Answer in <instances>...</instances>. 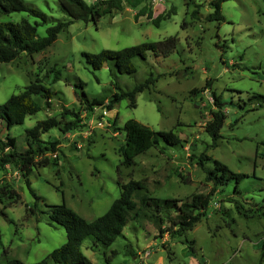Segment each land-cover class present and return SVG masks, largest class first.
Here are the masks:
<instances>
[{
    "label": "rangeland",
    "instance_id": "rangeland-1",
    "mask_svg": "<svg viewBox=\"0 0 264 264\" xmlns=\"http://www.w3.org/2000/svg\"><path fill=\"white\" fill-rule=\"evenodd\" d=\"M24 1L49 17L37 29L40 37L66 20L55 0ZM211 1L151 0L137 8L123 4L96 25L75 21L39 53L0 64V104L34 80L55 93L49 106L38 99L41 110L9 130L17 150L26 147L25 132L38 121L58 118L64 109L81 118L80 128L67 133L52 129L41 136L56 141L57 152L45 154L48 164L36 166L29 176L39 199L17 165L0 170V187L9 185L19 195L15 202L0 203V263L18 259L33 264L45 258L66 242L63 228L49 221L48 206L65 203L92 221L119 198V180L142 182L146 192L140 195L158 201L184 202L198 193H210L211 200L200 221L180 236L171 234L176 229L173 210L163 215L142 207L139 218L129 220L112 245L93 246L91 238L81 243L92 264H264V216L258 210L264 205V0H227L220 7L223 20L207 18L213 13ZM144 5L153 17L172 7L175 13L155 26L146 14L135 20ZM23 18L40 23L26 12L2 15L0 21ZM170 36L177 37L173 53L135 58L133 75L118 74L111 62L93 71L82 57L83 52L120 50ZM55 71L61 77L52 83ZM147 79L153 83L135 95L133 104L123 99L107 109L115 93ZM79 80L87 98L101 105L89 109L78 103L73 86ZM212 93L226 114L215 146L204 129L215 110ZM130 119L155 132L172 130L182 143L167 146L157 138L156 147L135 157L130 167L121 166L123 126ZM204 157L206 170L218 161L246 177L236 190L234 180L213 187L197 165Z\"/></svg>",
    "mask_w": 264,
    "mask_h": 264
},
{
    "label": "trees",
    "instance_id": "trees-1",
    "mask_svg": "<svg viewBox=\"0 0 264 264\" xmlns=\"http://www.w3.org/2000/svg\"><path fill=\"white\" fill-rule=\"evenodd\" d=\"M60 11L66 15V20H60L46 29L45 36L40 37L37 29L40 24L48 23L49 17L40 10L32 7L24 0H0V16L13 12H26L31 17L39 19L30 23L23 18L18 22L0 21V64L11 63L21 56H32L51 46L59 33L66 31L75 21L93 22L95 25L106 14H111L113 10L121 11L123 4L131 8H137L151 0H96L93 5H89L84 0H55ZM227 0H212L210 5L213 13L208 15V19L223 20L220 7ZM175 13L172 7L166 13H161L155 17L144 5L134 16L135 20L139 16L146 14L151 22L158 26L163 19H169ZM196 14L193 13V15ZM177 43L176 36H170L157 42H143L134 46L120 50H102L99 53H82L86 64L93 71L100 70L105 63L111 62L118 74L133 75L136 73V66L133 63L135 58L145 60L148 53L154 56L166 57L173 53ZM52 83L61 77L60 71L53 73ZM153 81L145 80L135 86L130 91L115 93L110 99L107 109L123 99H129L130 103L135 102V95L147 89ZM209 82H207V86ZM84 83L78 81L73 86L74 96L80 105H85L92 109L94 105H101L96 99L89 100L83 90ZM79 89L80 91H77ZM54 92L42 84L39 80L29 82L17 94L11 95L4 103L0 104V170L6 165H17L21 176L29 191L39 199L30 188L29 176L32 170L38 165L48 164L44 158L45 154H55L57 152L56 141H43L41 136L52 129L60 133H67L73 129L81 127L80 113L73 109H64L60 117H50L38 121L31 129L25 132L26 147L17 150L16 139L10 136L9 130L15 125H22L25 119L38 113L41 107L38 99L44 101L46 106L54 96ZM215 110L210 111V120L205 125V132L211 137L213 145L221 138L220 130L224 125L226 114L220 97L212 93ZM124 143L119 148L121 156V166L130 167L135 157L145 153L152 147H156L160 138L167 146H178L182 140L172 131L155 132L149 127L130 119L124 123ZM208 157L197 159V165L206 173V181L212 183L213 187L222 186L229 180L236 183L235 190L239 182L245 178L244 174L231 172L225 165L214 161L213 169H204V161ZM120 189L119 198L114 200L109 209L100 217L86 221L73 210L62 203L60 205L48 206L49 221L65 231L66 242L62 246L54 249L42 260L33 264H92V262L81 252V243L91 238L93 246L101 245L108 247L122 235V230L129 220H137L145 209L153 208L159 214L166 215L169 210L175 212L172 225L176 228L171 234L180 236L191 230L193 226L203 217L210 200V193H198L184 202L180 200L158 201L148 195H140L141 191L146 192L142 182L129 181L125 184L117 180ZM213 192V191H212ZM138 197H137V196ZM137 199V200H136ZM19 200V195L9 185L0 187V203L5 201L15 202ZM152 202V203H151ZM260 214L264 216V205L258 208ZM158 224V222H157ZM160 229V227L158 228ZM167 232V231H166ZM264 258V244L261 247V259ZM0 264H26L18 259H12Z\"/></svg>",
    "mask_w": 264,
    "mask_h": 264
}]
</instances>
